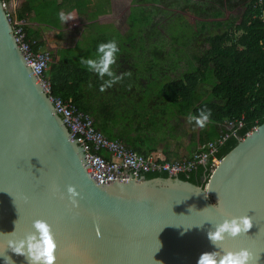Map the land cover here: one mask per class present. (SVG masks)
<instances>
[{
    "label": "water",
    "instance_id": "water-1",
    "mask_svg": "<svg viewBox=\"0 0 264 264\" xmlns=\"http://www.w3.org/2000/svg\"><path fill=\"white\" fill-rule=\"evenodd\" d=\"M90 158L44 92L0 0V264H28L8 242L51 225L54 264H197L201 253L247 249L264 264V123L225 155L206 185L181 179L97 183ZM78 193L74 207L67 192ZM249 216L217 247L207 233Z\"/></svg>",
    "mask_w": 264,
    "mask_h": 264
},
{
    "label": "trees",
    "instance_id": "trees-1",
    "mask_svg": "<svg viewBox=\"0 0 264 264\" xmlns=\"http://www.w3.org/2000/svg\"><path fill=\"white\" fill-rule=\"evenodd\" d=\"M33 1L35 0L20 1L17 12L19 19L30 21L29 15L34 11ZM42 1L46 11L50 12L49 15H56L57 21L54 25L56 27L60 26L59 12L69 13L76 9L79 14H84L86 10L82 7L86 8L87 5L85 0ZM156 1L142 0V3ZM172 3H174L173 0H170L167 5L169 4L172 8ZM141 15L145 20L147 16L142 13ZM260 15L261 11L255 7V0H253L240 24V27L244 28V34L234 41L227 40L226 33L209 38L207 40L209 50L202 52L196 59V67L185 70L181 76L176 75L174 67L168 62L169 56L173 54L164 53L163 50L165 45L173 46L172 35L170 40L166 37V40L163 38L153 41L150 40L151 35L145 37L143 30L135 37L128 35V43L132 41L135 50L137 47L143 50V53L138 52L135 56L143 55L144 57L138 58L132 72L127 74L118 65L117 67L110 65L115 75L119 76L120 73L122 75L119 80L111 86H106L103 91L100 90V86L110 77L105 73L102 76L105 75L108 78L102 79L100 73L88 71L86 66L81 64V58L97 59V36L91 38L87 43L88 47L84 49L78 41L71 49H58L55 54L53 53V63L47 73L52 84L53 95L64 100L72 99L81 110L93 117L95 126L103 133L100 123L101 112L104 107L106 111H109L108 101H112V97L120 95L131 97L139 93L162 96L177 112L185 115L191 113L193 117H197L201 110L209 112V120L206 124L210 127V132H206L207 128H205V133L202 132L200 136L199 145L217 139L220 132H229L225 126L226 122L237 123L242 120L243 127L219 147L217 156L222 159L249 132L264 123V50L261 46V41L264 39V19ZM45 23L53 25L52 21ZM95 28L96 26L91 22L86 29L97 30ZM27 34L31 40H36L39 46H44L42 38L29 26ZM184 41L186 45L190 44L188 36ZM229 41L231 43L227 44ZM119 44H124L123 40ZM147 45L150 46L149 53L145 50ZM166 159L173 161L169 157ZM210 175L211 172L207 166H199L185 176L184 180L195 186H204ZM145 178L166 179L167 175L150 173L146 174Z\"/></svg>",
    "mask_w": 264,
    "mask_h": 264
},
{
    "label": "crops",
    "instance_id": "crops-1",
    "mask_svg": "<svg viewBox=\"0 0 264 264\" xmlns=\"http://www.w3.org/2000/svg\"><path fill=\"white\" fill-rule=\"evenodd\" d=\"M106 1L108 0H99L101 2L99 6L108 5ZM188 1L196 2L201 0ZM252 1L205 0L207 4L206 18L201 19L200 14L189 4L180 8L173 0L172 9H174L176 14L181 12L193 31L190 44L186 45L184 39L179 36L178 39L174 40L173 46H163L164 53L173 54L169 56L168 62L174 67L176 75L181 76L185 70L197 66L196 59L202 52L210 48L207 43L209 38L226 33V39L234 41L242 36L244 28L240 27V24L246 14V9L251 5ZM85 2L87 3L86 8H84L86 11L82 15L87 16L91 13V8L95 4L94 0H85ZM32 5L34 6V11L29 15V27L42 38L45 47L50 44L54 45V50H52L54 54L58 49L73 48L78 41L82 49H84V47H88L87 43L89 40L97 36V45L110 40L116 41L119 51L117 52L118 54L116 53L117 55L112 65H116V67L118 65L123 68L126 74L132 72L134 63L138 58L144 57L143 55L135 56L138 52L143 53V50L139 47L135 50L132 41L128 43V35L132 36L128 28L123 30L117 28L115 24H103L97 21L98 25L114 26V28L110 30H89L86 28L92 21H88V18L85 17L86 25L80 31L78 37L76 38L75 36L74 38L72 31H66L60 20V26H54L56 24L55 21H57L55 19L56 15H49L50 12L46 11V6L43 5L42 0H35ZM179 9H181L180 12L178 11ZM101 12L100 10L97 13V20L102 15H105L101 14ZM70 13L79 16L76 9L72 12L70 11ZM129 17L130 15L127 17V23L129 22ZM49 21H52L53 25L45 23ZM199 24H201V31L198 29ZM195 33L198 34L196 37ZM158 35L163 36L166 40L165 30H159ZM122 40L124 44H119ZM231 41L227 44H230ZM149 49L150 46L147 45L145 47L146 53H149ZM102 55L103 53H97V61ZM166 61V58H164V62ZM121 75L122 73L119 74V76ZM106 77L105 75L101 76L102 79ZM111 99L112 101H108L109 111H106L104 107L101 112L100 123L102 130L110 139H122L137 152L144 154L155 152L165 158L169 157L171 160L180 159L191 155L197 150L200 144V136L202 132L205 133V128H207L206 132H210V127H207L206 123L202 128L196 126L195 119L191 121L188 119L191 113L185 115L177 112L162 96L139 93L131 97L120 95Z\"/></svg>",
    "mask_w": 264,
    "mask_h": 264
},
{
    "label": "built area",
    "instance_id": "built-area-1",
    "mask_svg": "<svg viewBox=\"0 0 264 264\" xmlns=\"http://www.w3.org/2000/svg\"><path fill=\"white\" fill-rule=\"evenodd\" d=\"M1 2L12 25L16 44L40 86L55 105L71 136L90 158L89 174L97 183L108 185L114 182H140L147 180L145 175L150 173H164L167 179L184 180L185 176L199 166H207L211 174L219 166L222 160L217 156L219 147L243 127L242 120L237 123L226 122L225 126L229 132H220L217 139L199 145L189 156L169 161L155 152L148 155L140 154L123 140L107 137L95 126L93 117L81 110L72 99L64 100L53 95L52 84L47 76L53 63L52 51L39 46L36 40L28 37V20L19 19L17 16L19 0H1ZM263 4L264 0H255V7L260 9L262 19H264ZM261 46L264 50V39L261 41Z\"/></svg>",
    "mask_w": 264,
    "mask_h": 264
},
{
    "label": "clouds",
    "instance_id": "clouds-1",
    "mask_svg": "<svg viewBox=\"0 0 264 264\" xmlns=\"http://www.w3.org/2000/svg\"><path fill=\"white\" fill-rule=\"evenodd\" d=\"M59 20L63 23L72 19L71 13L65 14L63 11L58 13ZM119 51L115 40L99 43L96 46L97 53H103L102 57L97 61L95 58H81V64L85 65L88 71L98 72L102 76L107 74L110 79L104 81L100 86L103 91L106 86H111L115 81L120 79V76L115 75L110 69L116 58V53ZM209 112L200 111L199 116L188 119H195V125L204 127L209 120ZM67 192L70 194L69 199L74 207L77 206L78 196L76 188L72 185L68 186ZM252 227V219L249 216H238L232 219H226L222 223L215 226L213 230L207 233L208 239L217 247L218 243L225 239V234L235 237L240 233H246ZM32 231L26 233L18 239H11L8 245L11 251L15 254L24 256L28 264H54L55 249L57 247L54 236L51 231V225L42 219L34 220L32 223ZM250 253L247 249L239 251H211L201 253L198 257L197 264H250ZM3 264H12L11 257H4Z\"/></svg>",
    "mask_w": 264,
    "mask_h": 264
},
{
    "label": "rangeland",
    "instance_id": "rangeland-1",
    "mask_svg": "<svg viewBox=\"0 0 264 264\" xmlns=\"http://www.w3.org/2000/svg\"><path fill=\"white\" fill-rule=\"evenodd\" d=\"M167 1L170 2V0H157L156 2L148 3H142V0H108L106 1L108 2V5L101 7L99 6L101 2H99V0H94L95 5L91 8V13L87 12L89 13L87 16L82 14H79V16L71 14L72 19L63 22V26L66 31H72L74 38L75 36L77 38L80 34V31L87 23L85 20V17H87L88 21H92L93 25L96 26L95 29L99 30H110L114 28V26H101L97 24V21L98 23L103 24H115L117 25V28L123 30L128 28L133 37L143 30V32L145 31V37H147V35L152 36L150 38L152 41L155 39H163V36L158 35L159 30H165L167 39L169 40L171 35L172 40L178 39L179 36L181 39L185 40L187 35L188 38L191 39V33L193 32L192 27L190 25L187 26L186 18L180 12L181 9L178 10L180 13L176 14L174 9H172L169 4L167 5ZM164 3H166V5H164ZM175 4H177L180 8L189 4L192 8L196 9V11L200 14L201 19L206 18L205 13H207V4L205 0L196 2H189L188 0H175ZM82 6L83 5H81V7ZM164 6L166 7L164 8ZM82 9H84V7H82ZM100 10L102 11L101 14L105 15H102L97 20V13L100 12ZM141 13L147 16L145 17V20L142 18L144 16L141 15ZM131 14L132 17H130V20H128V24L126 20L129 15L131 16ZM200 27L201 24L198 26L199 30ZM197 35L198 34L195 33V37ZM44 48L52 51L54 50V45L50 44L46 47L44 46Z\"/></svg>",
    "mask_w": 264,
    "mask_h": 264
}]
</instances>
